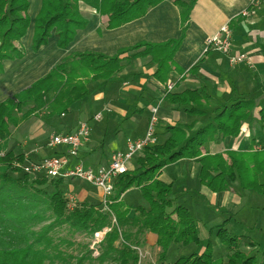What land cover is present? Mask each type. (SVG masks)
I'll return each instance as SVG.
<instances>
[{"label": "trees", "instance_id": "trees-1", "mask_svg": "<svg viewBox=\"0 0 264 264\" xmlns=\"http://www.w3.org/2000/svg\"><path fill=\"white\" fill-rule=\"evenodd\" d=\"M163 1L42 0L34 19L32 48L38 51L53 35L57 37L59 48H67L77 31L88 24L79 8L81 2L94 8L99 15L106 16L107 28L114 29L144 16L150 8ZM197 1H174L181 19L178 38L160 43L139 42L120 49L112 56L96 51L73 53L29 87L0 102V151L6 152L0 158V264H56L58 261L71 264L72 257L66 258L49 236L58 225H67L89 236L109 228L101 243L102 252L97 257L100 264L107 260L113 264H139L140 257L135 247H139L138 236L146 232L156 235L162 261L174 244L200 245L198 221L186 206L176 204L171 197L173 183L160 179L166 166L182 159L198 160L199 181L213 193L229 191L232 183H238L244 190L264 195V140L259 141L261 149L255 148L253 139L247 149L203 154L206 143L238 137L245 124L259 122L264 127V105L257 97H249L245 93L229 104H220L205 86L182 92L167 90V85L172 83L173 72L194 73L199 69L195 64L186 71L174 59ZM29 8L30 0H0V72L5 60L22 58L25 54L16 43L26 35L31 25ZM245 16L242 14L230 21L232 32ZM139 57H150L156 63L152 77L165 87L163 101L183 108L194 120L174 125L158 120L157 131L168 136L161 142L146 146L134 158L135 166L116 177L106 210L88 202L77 203L70 209L64 189L66 179L39 177L31 180L25 173L22 177L15 175L11 161L23 155L8 149L12 128L40 111L46 110L47 117L68 113L74 103L87 96L91 82L106 83L115 79L124 68L123 61L130 62ZM177 84L174 83V88ZM263 100L261 98L262 103ZM257 109L258 117L255 115ZM202 117L209 121L197 127V121ZM47 183L54 187L49 194L35 188V185ZM131 188L139 189L140 197L147 205L132 206L123 199V194ZM49 217L53 220L40 226ZM227 224L228 219L216 228L219 242L227 249L224 257H214V247L209 240L200 254L180 255L174 264H264V255L258 259L264 248L249 236L231 234ZM89 257L91 252L77 258L75 264H84Z\"/></svg>", "mask_w": 264, "mask_h": 264}, {"label": "crops", "instance_id": "crops-1", "mask_svg": "<svg viewBox=\"0 0 264 264\" xmlns=\"http://www.w3.org/2000/svg\"><path fill=\"white\" fill-rule=\"evenodd\" d=\"M174 1L165 0L150 8L144 16L114 29L107 28L106 16L99 15L94 8L81 2L79 8L81 14L87 18L88 24L85 28L77 31L74 40L69 46L65 49L59 48L57 45V37L53 35L46 45L42 46L38 51H34L32 48L34 19L41 8L42 0H30L28 13L31 19V25L26 35L16 43L17 46L24 49L25 54L22 58L5 60L3 62V70L0 72V102L4 101L10 95L29 87L36 80L45 76L55 64L73 53L96 51L107 56H112L120 49L133 46L139 42L160 43L178 38L181 34V19L179 8L175 5ZM251 1L198 0L196 2L191 12V19L182 45L175 54L174 59L186 71L195 64L199 65V69L194 73L187 72L180 74L173 72L171 74V82H178L174 91L182 92L187 89L205 86L211 97L220 104H229L230 101L236 99L239 95L246 93L249 97H257L256 99L259 103L264 105V100L263 103L261 102V98H264V4L261 2L256 5H251ZM245 11L248 13L238 21L233 30L232 54L245 53L251 60L252 67L247 64L232 65L229 63L227 55L217 51L208 50L205 53L207 38L215 34L222 25L229 24L230 21L237 19ZM123 65V70L115 79L104 83L103 86L101 85L99 92L95 94L94 102L95 106H98L101 102L108 101L103 106L109 112L108 118L113 114L112 118L119 119L117 120L119 122L122 120L124 122L123 124L126 123L127 137L125 140L119 137L107 139L106 133L104 136L96 134L97 137L95 134L93 135L95 127L91 125L92 131L90 137L83 143L79 150V158L87 166L97 167L108 163L115 152L126 149V139L142 138L147 130L151 115L150 109L155 105H159V120L168 124L174 125L177 122L191 123L194 120V117L184 111L183 108L170 105L163 101L162 97L165 87L152 77L157 66L150 57H139L130 62L125 60L123 61ZM97 82L99 81H94L90 84ZM131 105L137 106V108H135L131 118L125 121L130 113L127 109ZM145 108H148L146 116ZM70 111L61 115V117H66ZM44 112L47 113L46 110ZM257 112L258 109L256 110V116L258 117ZM96 114L98 113H88L87 116L81 118L76 123L72 121L66 123L59 121L57 123L56 117L46 116L47 118L41 123L42 125L38 124L36 127H32L30 132L23 133L27 138L22 144L27 145L29 143L26 147L29 151L22 150V152H27L24 155L32 158H40L63 151L62 147L49 148L46 146L50 135L55 132H75L79 124L83 121H90V124L92 122H99L102 117L98 121H92V117ZM31 117L24 120L15 129H19L26 123L28 124L31 121ZM208 121L207 117H202L198 119L196 126H204ZM57 124L59 127L64 125L65 130L72 129V131H58L56 129ZM13 133L10 137L11 140L17 138ZM167 136V134L157 131L156 141L161 142ZM19 138L16 139L18 140V144L21 142H19ZM253 139H255L256 144L264 140V127H261L259 122L251 125L245 124L238 137L226 138L219 143L214 141L206 143L203 147V154L247 149ZM100 140L101 143L98 144ZM32 143H34V149L30 146ZM107 143L110 144L113 151L109 157H107L104 151ZM122 146L124 147L123 149L120 148ZM199 170L200 165L197 159H182L166 166L162 170L160 179L167 183H173V194L171 197L176 202V197L181 199L182 195H190L188 194L190 191L186 185L187 178L189 175L192 178L196 175L198 176ZM166 176L168 179L164 180ZM199 184V187L194 188L198 196H190L192 197L190 203L199 208L200 212L206 213L208 211V205L216 201L217 195L201 183ZM237 184L232 183L231 189L225 192L222 200L226 203V207L228 204L231 207L225 208L224 211H221L222 213L230 214L233 210L236 212L243 204L245 196L238 191ZM177 186L180 187L178 188ZM64 189L69 197L75 201L79 200L74 195H77L81 201L86 200L92 194L100 196L99 190H78L67 182H65ZM185 198L183 197V199ZM207 198L213 202L208 201ZM123 199L132 206L140 204L147 205L146 201L140 197L138 188L128 190L123 194ZM183 203H186V200ZM235 206L237 207L235 208ZM252 206L250 205L249 210L242 214V218L246 221L245 224L252 226L250 228L260 230L264 233V224L257 221L256 218V215H259L260 211H262L260 217L264 215V205L258 208L255 205ZM253 208H256L257 211ZM189 211L191 212V209ZM233 214L225 219H228L227 226L232 225L234 221L232 218ZM196 220L198 221L199 236L202 241L207 236V226H204L205 223L203 220ZM235 223L241 224L239 221ZM245 224H241L242 228L246 226ZM219 225L209 226L211 236ZM202 229L205 234H202ZM146 238H152L153 241L151 243H155L158 250H160L156 242V235L149 232ZM258 243L264 248V236Z\"/></svg>", "mask_w": 264, "mask_h": 264}, {"label": "rangeland", "instance_id": "rangeland-1", "mask_svg": "<svg viewBox=\"0 0 264 264\" xmlns=\"http://www.w3.org/2000/svg\"><path fill=\"white\" fill-rule=\"evenodd\" d=\"M33 15V14H32ZM33 17V16H32ZM105 82L103 81H99L97 83H92L89 86V93L86 96V98L82 101H79L77 103H75L72 107V110L70 111V113L66 116V117H61V116H56V121L57 123L59 121H62L64 123L72 121V122H79L81 120V118H84L85 116H87V114H95V113H101L102 114V119L99 122H92V126H94V132L93 135L95 134H99L104 136V134H107V139H113L116 137L119 138H125L127 137V129H126V123L123 124L124 122L121 120L120 122L117 121L119 119L116 118H112V115L110 116V118H108V114L109 112L106 110V108H104V104L107 103L108 101H104L101 102L98 106H95V102H94V97L96 92H99L101 85L103 86ZM250 87V85H249ZM165 93V91H164ZM163 93V95H164ZM163 98V97H162ZM135 108H137V106H133L131 105V107L129 109H127L130 113L129 116L125 119V121H128V119L131 118V116L134 114L133 112L135 111ZM89 109V110H88ZM148 113V108H145V116ZM46 112H39L36 113V115H33L30 118V122L25 125H23L22 127H20L19 129H15L16 127L12 128V133L15 131V133H13V135H15L17 138H19V144H18V140L13 139V140H9L8 143V149L9 150H13L14 153L18 154V155H23L26 154L27 152H22V150L27 151L28 149L26 148L27 145H29V143L26 144H22L25 142V139L27 138V136L23 133L26 132H30V129L32 127H36L38 124H41L44 122L45 118H47ZM256 115V112H255ZM94 121V120H92ZM120 123V124H118ZM42 125V124H41ZM41 127V126H40ZM58 124L56 126V129L58 131H63V132H70L72 131V129H68L65 130L64 125L60 126L58 128ZM157 131V129H156ZM23 134V135H21ZM51 134V133H50ZM97 136V135H96ZM98 137V136H97ZM102 138V137H101ZM102 140V139H101ZM101 140L98 142L101 143ZM127 141V139H126ZM262 144H256V147L261 146ZM32 147V149H34V143H32L30 145ZM30 147V148H31ZM120 148H124L123 146ZM8 150V151H9ZM29 151V150H28ZM105 153L107 154V157L111 156L112 154V148L110 147V144H106L105 148H104ZM5 151H0V158L5 156ZM16 159H13L11 161L13 170L15 171V175L18 177H22V170L21 168H19L18 166H16ZM16 162V163H15ZM135 166V160H133V162L130 165V168ZM93 168H95L96 166H92ZM28 178L31 180H34L36 178L39 177H44V176H35V175H29L28 174ZM48 178V177H47ZM50 179V178H49ZM168 177H164V180H167ZM67 183H69V185L74 186L75 188H77L78 190H82V189H88V190H99L98 188L92 186L90 183L79 180V179H67L66 180ZM200 181L198 176L196 175L194 178H192V176L189 175V177L187 178L186 181V185L188 186V190L190 191V195H182V198H178L176 197V204H181V205H185L187 206L189 209H191L192 215L195 219H199V220H203V222L205 223V227L207 226V236L205 239L202 240L200 245H196V244H190L187 246L181 245V244H174L172 245L171 251L169 252L170 255H168V257H166L165 262L163 263V261L160 259V250H158V248L156 247L155 243H151L153 240L152 238L147 239V233L146 232L142 235H139V247L137 249L138 253H139V264H174V261L181 255H190L192 253H197L200 254L204 249L205 246L207 244V242L210 240L213 244L214 247V257L215 258H221L224 257L227 253V249L221 245V243L219 242L216 232L217 230L215 229L212 236H211V232H210V227L209 226H216L221 224L226 218H228L231 214L232 218L234 219L233 223L231 226H227V229L229 230V232L231 234L234 235H247L250 236L254 241L259 242L262 240L264 233H262V231H258V230H254L252 228H250L251 225L249 224H245V220L242 218V214H244V212L249 210L250 205H255L257 208L260 206L264 205V195H260L256 192L253 191H248V190H244L243 188H241L239 186V184H237V189L240 193H243L245 196V200L243 201V204L240 206V208L236 211L233 210L229 213H225V212H221L224 211L225 208H230L231 205H227L226 207V203L222 200V198L225 195V192H221V193H215L216 196V201L212 204L208 205V211L206 213L200 212L199 208H197L194 204L190 203V200H192V197H197V193H195V189L197 188V186H200ZM236 185V183H234ZM21 186V185H18ZM27 188L29 190H31V187L27 184ZM198 186V187H199ZM38 187L39 189H43V191H45L46 193H51L54 190L53 185H51L50 183H47L45 185H35V188ZM178 188L180 186H177ZM235 190V189H234ZM100 191V190H99ZM67 196L69 197V195L67 194ZM79 201L76 200L77 203H82V202H88L90 204L96 205L99 209L101 210H106V205L103 203V197L100 191V196L96 195V194H92L89 198H87L86 200H80L77 195H74ZM192 196V197H190ZM183 197H186L185 199H183ZM186 200V203H183V201ZM208 200V198H207ZM129 201V199H128ZM208 201H212L211 199H209ZM213 202V201H212ZM136 203V202H135ZM252 206V207H253ZM237 206H235L236 208ZM257 211L256 208H253ZM261 212L259 213V215L257 214L256 218L257 221H260L262 224H264V215L260 217ZM206 214V215H205ZM256 214V213H255ZM254 214V215H255ZM47 215H50V213L48 212ZM53 220L52 217L48 218V221L42 222L40 224V226L48 224L49 222H51ZM239 221V223L241 224H245L246 226L244 228H242L241 224H236L235 222ZM39 226V227H40ZM37 227V229L39 228ZM252 227V226H251ZM202 234H205V232L202 229ZM210 232V233H209ZM49 236L53 239V243L58 245L59 249L65 254L66 258L68 257H72L70 259L71 264H75L76 263V259L80 258L82 255H86L88 254V252H91V257H89L84 264H100L99 260L97 259V257L99 256H94L93 255V251L94 249L92 248V244H93V236H89L86 233L83 232H78L75 231L73 229H71L69 226L67 225H63V226H56L50 233ZM102 243V242H101ZM100 248V253L102 252L101 249V244L99 245ZM264 255L263 253H260L258 255V259H262ZM56 264H67L64 263L62 261H58ZM103 264H113L112 261L107 260L105 261Z\"/></svg>", "mask_w": 264, "mask_h": 264}, {"label": "built area", "instance_id": "built-area-1", "mask_svg": "<svg viewBox=\"0 0 264 264\" xmlns=\"http://www.w3.org/2000/svg\"><path fill=\"white\" fill-rule=\"evenodd\" d=\"M263 3L264 0H252L251 5ZM245 11L243 14L246 15ZM232 29L230 25H222L218 31L207 38L206 51L213 50L227 55L229 63L232 65L247 64L252 67V62L245 53L232 54ZM174 83L167 85V90L172 91ZM150 118L145 135L139 139H127L126 149L115 152L110 161L104 165L95 168L85 165L79 158V150L83 143L90 137L92 127L90 121H83L79 124L78 129L72 133H52L47 141L46 146L49 148L62 147L63 151L40 158H32L24 155L16 160V166L21 168L22 172L29 175L44 176L48 178L62 179H79L90 183L92 186L101 191L103 203L106 205L109 196L114 192V181L117 176L124 174L130 168L131 161L146 146L156 141V129L159 120V105L150 109ZM102 117L98 113L92 117V120L98 121ZM261 149L262 145L255 147ZM77 202L69 197V208L76 207ZM105 228L98 231L93 236V255L99 256L101 244L105 234L109 231ZM138 249V247H135Z\"/></svg>", "mask_w": 264, "mask_h": 264}]
</instances>
